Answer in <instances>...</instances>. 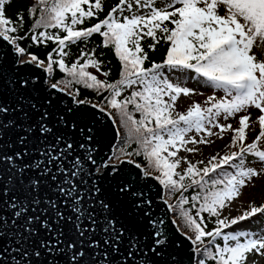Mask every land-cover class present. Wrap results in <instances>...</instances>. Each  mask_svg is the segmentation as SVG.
<instances>
[{
	"label": "snow or ice",
	"instance_id": "1",
	"mask_svg": "<svg viewBox=\"0 0 264 264\" xmlns=\"http://www.w3.org/2000/svg\"><path fill=\"white\" fill-rule=\"evenodd\" d=\"M11 3L12 0H0V40L13 46L19 65L35 64L49 75L54 71L53 65H58L60 72L66 73L71 80L52 83L50 87L71 95L76 104L86 101L76 99L78 90L75 94L67 92L72 84L83 85L101 95L108 93L104 96L105 107L97 104L92 107L107 115L116 126L121 153L127 157L143 156L144 167L134 159L126 161L140 170L136 180L150 177L163 186L169 196L179 193L178 203L168 207L173 211L179 209V215L191 233L184 234L192 248L189 260L193 264H256L250 257H264V229L225 232L242 221L264 214V205H249L248 210L234 218L224 215L226 209L235 207L234 202L242 196V190L254 178L264 175V0H119L106 18L84 29L77 26L84 24L86 19L98 18L103 11V0H34L35 6L29 12L33 16L39 12L35 26L66 33L61 37L41 31L31 37L35 43L43 40L58 43L60 59L54 60L49 54L47 64L35 54L26 61L19 59L25 55V48L18 44L23 37L14 34L19 30L17 24L23 25L25 20L19 13L17 21L6 16V6ZM94 34L102 38L101 46L112 49L119 61V79L114 82L101 80L89 71L94 69L103 77L111 75L110 71L102 70L103 62L95 49L81 52L71 66L65 63L66 42L87 43ZM161 44L167 46L162 61L151 62L146 67L149 51L156 52ZM185 79L206 84L223 95H209L203 103H191L186 111L180 112L178 100L197 94L194 89L182 86ZM27 83L24 80V85ZM61 83H64L63 88L59 86ZM57 99L62 98H47L46 103L51 107ZM31 107L36 109L37 106ZM252 108L260 113L256 120H252L249 112ZM8 111L7 106H0V115ZM65 111L73 113L72 107ZM240 113L246 114L239 116L238 127L223 123L236 119ZM39 116L35 129L30 124L24 130L25 135L19 136L23 149L15 153L21 165L18 182L25 186L27 195H31L40 188L42 180H51L55 182L56 196L44 201L32 196L27 204L21 203L14 212L20 223L14 219L13 227L22 228L19 246L13 249L18 254L12 257L15 264H45L46 260L47 264H59L60 257L65 258V264H179L167 251L173 243L167 233L136 231L134 227L120 223L113 214L111 202L105 198L102 184L97 181L120 169L101 172L85 192H81L71 178L76 177L79 183L86 185L88 182L80 177L83 169L72 171L71 176L65 171L63 160L77 145L75 141L69 142L62 132L66 130L71 136L79 134L90 142L94 140V129L63 114L56 121L63 129H57L48 126L47 110ZM254 124H258L259 132L251 143H247L248 131L255 130ZM0 128L8 130L7 124ZM225 132L232 133L226 144L229 151L221 149L210 159L196 162L180 155L181 152L198 153V147L189 145L212 144L215 141L211 137L224 140ZM28 133L39 134L43 138L41 143L54 137L56 145L63 142L66 147L55 156L52 155L55 148L50 145L40 153L47 157L46 162L30 165L24 161L30 153ZM133 144L136 149L128 151ZM78 146L83 148L84 143ZM248 157L254 158L259 168L248 166ZM87 159L96 164L91 152ZM4 161L11 163L13 157L4 155ZM78 165L80 160L76 159L73 167ZM29 168L41 171L25 185L23 177ZM54 168L57 171H53ZM100 168L109 166L102 164ZM58 173L64 174L59 181ZM10 191L14 193L15 186ZM190 191L193 194L185 195ZM2 194L8 195V191ZM116 194L128 199L144 195L127 180L117 183ZM61 198L71 206L70 211L58 206L57 200ZM42 203L43 208L39 207ZM146 203L151 204V201ZM188 205L190 207H185ZM97 206L102 216L97 213ZM12 207L16 209L15 204ZM131 207L136 213L148 216L135 199H131ZM192 209H195V215ZM204 213L215 218L214 229L208 230ZM6 224V220H0V236L4 235ZM66 226L71 230V237L65 231ZM7 251L0 248V253ZM48 256H51L50 260L46 259ZM97 257L102 258L97 260ZM0 264L4 261L0 260Z\"/></svg>",
	"mask_w": 264,
	"mask_h": 264
},
{
	"label": "water",
	"instance_id": "2",
	"mask_svg": "<svg viewBox=\"0 0 264 264\" xmlns=\"http://www.w3.org/2000/svg\"><path fill=\"white\" fill-rule=\"evenodd\" d=\"M19 59L21 60V57ZM16 60L17 54L13 46L0 40V106H7L9 109L6 114L0 115V125L7 124L8 126L7 131L0 128V220L7 221V224L4 225V235L0 236V248L8 250L6 253H0V260H3L4 264H15L12 257L18 256L17 253L13 252V249L19 246L22 228L17 230L13 227L12 222L15 219L18 224L20 223L14 212L19 209L21 203L27 204L32 196H38L42 201L56 196L54 192L55 182L51 180H42L40 188L31 195H27L25 186L18 182L21 178L18 172L21 165L15 157V153L23 149V146L19 144V136L25 135L24 130L30 124L35 129L36 123L40 120L39 113L47 110L49 112V127L63 129V125L56 124L59 115L63 114L68 119L87 124L94 129V140L90 142L79 134L71 136L66 130L62 132V135H65L69 142L75 141L77 145L74 146L72 154L63 160L65 171L71 176L72 171L83 169L80 172V177L88 182L86 185L81 184L76 177H71L78 184L79 190L85 192L86 189H90L93 180L101 172L107 173L111 168L120 169L119 172L106 175L102 181H97L102 184V192L105 198L111 202L115 217L119 219L120 223L134 227V230L139 232L167 233V238L173 242L167 249L171 256H174L179 264H193V261L189 260V256L192 255L190 242L185 239V235L179 231L171 219L168 204L163 199V187L150 177L136 180L135 177L140 170L135 169L134 165L127 164V157L118 160L116 163H108L118 137L115 134L116 127L108 116L101 113L98 108H93L94 103L92 102L86 101L85 104H76L71 95L52 89L51 83L48 81V74L42 68L36 67L35 64L30 66L19 65ZM24 80L28 81L27 85H24ZM52 97L62 99L54 100L53 106L49 107L46 99ZM33 104L37 106L36 109L31 107ZM67 107H72L73 113L76 115L73 116V113L66 112ZM28 135L31 137L28 145L30 153L29 156L24 157V161L30 165H35L38 161L46 162L47 157L41 156L40 153L50 145L55 148V151L52 152V155L55 156H59L60 149L66 147L63 142L56 145L54 137H50L41 143L43 138L39 134L28 133ZM79 143H84V147H79ZM89 152L96 160L95 165L87 159ZM4 155L12 156L13 162L4 161ZM76 159L80 160V165L73 167V162ZM102 164H108L109 168H100ZM12 168H15L16 171L10 172L9 169ZM40 171L35 168L27 169V175L23 177L25 185L38 177ZM53 171L57 170L54 168ZM63 175V173H58V181L63 178ZM9 180L11 183H8ZM123 180L132 182L137 191L144 193L143 197L131 199H135L141 205V208L148 213L147 217L132 209L131 199L116 194L117 183ZM13 186H15L14 193L10 191ZM3 191H8V195H3ZM9 196L12 198L9 199ZM85 200H87V194ZM146 201H151V204L146 203ZM13 204L16 205V209H13ZM57 204L61 210L70 211L71 209L70 205L65 204L63 198L58 199ZM39 207L43 208L45 205L42 203ZM96 211L102 216L98 206ZM28 214L34 215L31 212ZM161 220L164 223H159ZM149 221L155 223H149ZM65 231L71 237V230L67 226ZM101 258L97 257V260ZM46 259L50 260L51 256ZM45 264H47V260ZM59 264H65L64 257L59 258Z\"/></svg>",
	"mask_w": 264,
	"mask_h": 264
},
{
	"label": "trees",
	"instance_id": "3",
	"mask_svg": "<svg viewBox=\"0 0 264 264\" xmlns=\"http://www.w3.org/2000/svg\"><path fill=\"white\" fill-rule=\"evenodd\" d=\"M118 3H119V0H103V11L99 13L98 18L93 17L91 19H86L84 24L78 25L77 28L84 29V28L93 26L95 23H98L99 20L106 18L111 8ZM34 6H35L34 0H12V3L6 6V16L8 18H10L13 21H17V14L19 13L20 15L24 17V20H25V23H23V25L17 24L19 30L17 33L14 34V35L23 37V39L18 41L19 46L25 48V55L23 57H30V55L35 54L39 60L47 61V57L49 56V54H51L54 60H59L60 56L57 55V50L59 48V45L57 42H54L52 40H43L42 42L35 43L32 41L31 37L33 35H38V33L41 31H46L48 34L59 35L61 37L66 35V33H64L60 29L37 28L35 26V20L39 18V12H37L35 16L31 15L29 12V9ZM84 7L87 8V5H85ZM101 42H102V38L98 34H94L87 41V43L78 42L77 44H71L69 42H66L68 46L65 48V51L68 53V55L64 57V60L68 66H71V64L76 62V60L79 58L81 52L91 51L92 49H95L97 57L103 62L102 70L110 71L111 75L109 77H103L99 73H96L94 69L90 68L89 71L97 75L98 78L101 80L106 79L108 80V82H114L117 79H119L120 64H119L118 59L115 57L114 51L110 48H103L101 46ZM146 43H150V41H147ZM166 47H167L166 45L161 44L157 46L156 52L149 51L150 59H149V62H146L145 66L146 67L150 66L151 62H161L165 55ZM146 50H148L147 47H146ZM80 63H83V60H81ZM53 68H54L53 73L51 75L48 74V80L51 83H57L60 81H63L66 83L67 81L71 80V77H68L66 73L60 72L58 65H53ZM59 86L63 88L64 83H61ZM77 90L79 91V95L76 96V99L89 101L101 107H105L104 96L108 95L107 92L101 95V94H98L93 89H87V88H84L83 85H77V84H72L67 89V92H71L75 94ZM125 95H127V93H125ZM137 118H139L138 114H137ZM120 145H121V140L119 137H117V141L113 148V154L111 157V161L117 162L118 161L116 159L117 156H119L120 159L127 157L123 153L120 152ZM136 147L137 146L133 144L131 148L128 149V151H133L136 149ZM127 158L134 159L137 163H141L142 167L146 165V162L143 161V156H134V157H127ZM247 159L249 160L248 166L250 167L254 164H258L252 157H248ZM164 193H165V197L169 205H176L178 203L179 193H177L175 196H169L165 190H164ZM191 194L193 193L190 191L189 193H186L185 195H191ZM185 207H190V205L185 206ZM192 214L195 215V209H192ZM203 215L205 216V221L207 223L208 230L214 229L216 227L215 218L208 217L207 213H204ZM171 216L173 220L175 221L178 229L181 232L183 233L187 232L188 234H191L188 231V229L185 227L184 221L179 215V209H176L175 211L171 210ZM263 218H264V214H263Z\"/></svg>",
	"mask_w": 264,
	"mask_h": 264
},
{
	"label": "rangeland",
	"instance_id": "4",
	"mask_svg": "<svg viewBox=\"0 0 264 264\" xmlns=\"http://www.w3.org/2000/svg\"><path fill=\"white\" fill-rule=\"evenodd\" d=\"M26 59H30V58L21 57L22 61ZM173 81L177 82L175 78H173ZM182 86H187L189 88L194 89L197 94L188 98L181 97L180 100H178L177 110L180 112L186 111L187 108L191 105V103H195V102L203 103L204 100L207 99L209 95H216L217 97L223 95L220 91L212 89L210 86L206 84H198L197 81L195 80L185 79L182 82ZM249 112L251 113L252 120H256V118L260 115L259 111L254 108L249 109ZM245 114L246 113H240L238 114L236 119L223 121V123H231L234 128L238 127L239 116ZM252 127L255 130L248 131L247 143H251L259 132L258 124H254L252 125ZM214 131H218V129ZM223 135L225 137L224 140H220L217 137H211L210 139L215 141L212 144L197 145V146L189 145V147H198L199 148L198 153L193 154V153L181 152L180 155L185 156L186 158L190 159L193 162H196L197 160L200 159H205V160L210 159L213 154H215L217 151H220L221 149H223L224 152H227L229 151V149L226 147V144L229 142L232 133L225 132ZM221 154H223V152ZM112 162L115 163V161ZM184 167H186V165H184ZM251 167L259 168V164H254ZM242 192H243L242 194L243 196H241L237 201L234 202L235 207L231 209H226L224 215L228 216L229 218H234L236 216L241 215L243 211L248 210L249 205L257 206V207L264 205V175L254 178L253 182L249 184L246 188H244ZM261 229H264V218H263V214H258L257 216L252 217L247 221H242L240 224L234 225L231 228L226 229L225 232H238L242 230L259 232ZM250 259L255 260L256 264H264V257L252 256L250 257Z\"/></svg>",
	"mask_w": 264,
	"mask_h": 264
},
{
	"label": "bare ground",
	"instance_id": "5",
	"mask_svg": "<svg viewBox=\"0 0 264 264\" xmlns=\"http://www.w3.org/2000/svg\"><path fill=\"white\" fill-rule=\"evenodd\" d=\"M243 196V195H242ZM245 199V198H244Z\"/></svg>",
	"mask_w": 264,
	"mask_h": 264
}]
</instances>
